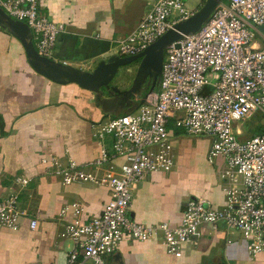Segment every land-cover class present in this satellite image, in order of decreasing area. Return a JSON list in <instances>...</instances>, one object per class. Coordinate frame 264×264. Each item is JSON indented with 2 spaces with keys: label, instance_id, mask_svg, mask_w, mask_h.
<instances>
[{
  "label": "crops",
  "instance_id": "crops-1",
  "mask_svg": "<svg viewBox=\"0 0 264 264\" xmlns=\"http://www.w3.org/2000/svg\"><path fill=\"white\" fill-rule=\"evenodd\" d=\"M155 1L44 0L39 14L65 25L47 59L37 57L32 29L0 10V200L18 193L27 213L18 230L0 227V264H67L74 242L59 233L76 217L73 204L82 206L79 218L85 222L103 211L108 186L64 184L46 173L42 158L88 164L101 149L98 124L137 111L148 93L160 89L166 47L153 53L154 66L141 56L94 76L100 65L126 57L116 52V42L136 29ZM205 1L190 0L199 9ZM256 35L257 45L264 44V25ZM168 128L172 169L149 173L132 191L129 214L143 223L179 225L193 199L216 208L225 204L218 174L222 159H208L211 139L187 134L174 120ZM238 131L246 132L242 122ZM19 177L28 178V184ZM31 218L38 220L34 230ZM181 252L170 253L156 239L135 241L121 244L106 264H264V253L250 256L242 233L224 221L202 223Z\"/></svg>",
  "mask_w": 264,
  "mask_h": 264
},
{
  "label": "built area",
  "instance_id": "built-area-1",
  "mask_svg": "<svg viewBox=\"0 0 264 264\" xmlns=\"http://www.w3.org/2000/svg\"><path fill=\"white\" fill-rule=\"evenodd\" d=\"M43 1L0 0V9L24 21L34 32L38 54L52 57L65 25L39 14ZM198 9L190 0H156L136 29L116 42V52H142ZM262 25L264 0L221 2L197 31L166 46L159 90L148 93L137 111L98 124L101 149L95 159L83 164L54 155L42 158L46 173L64 184L91 182L110 188L103 211L89 221L80 220L82 206L73 204L76 217L59 233L74 242L67 264H106L121 244L151 239L180 256L181 245L194 239L202 223L221 221L242 233L250 256L264 253V130L240 139L246 133L236 129L237 122L257 110L264 117V44L255 39ZM170 120L189 135L211 139L208 159H222L218 174L225 204L216 208L193 199L179 225L143 223L129 214L132 191L149 173L172 169ZM18 181L26 185L29 179ZM26 215L18 193L0 200V227L18 230ZM37 226L38 220L31 218L30 228Z\"/></svg>",
  "mask_w": 264,
  "mask_h": 264
},
{
  "label": "water",
  "instance_id": "water-1",
  "mask_svg": "<svg viewBox=\"0 0 264 264\" xmlns=\"http://www.w3.org/2000/svg\"><path fill=\"white\" fill-rule=\"evenodd\" d=\"M218 1L219 0H206L204 5L193 16H191L190 18H188L183 22H179L175 24L174 28L169 29L164 35L159 37L156 41L150 44L142 52L136 55L122 57L120 59H117L116 61L107 63L105 65H100L94 72V76L97 75V73L102 72L103 70L105 71L112 70V72H114L118 66L126 64L141 56H146L150 65L154 66L157 62H156V56L153 53L158 49L163 50V48L166 47L168 44L180 39L183 36V34H189L197 31L208 20L211 13L213 12V9H215L214 7L216 2ZM183 24H185L188 27V29H193V28L196 29L193 30L192 32H188L184 29V27H182ZM176 46H179V44L176 43ZM35 52L37 57L42 59H47V57L39 55L37 50ZM92 77L93 76L90 75L88 79L89 78L92 79Z\"/></svg>",
  "mask_w": 264,
  "mask_h": 264
},
{
  "label": "rangeland",
  "instance_id": "rangeland-1",
  "mask_svg": "<svg viewBox=\"0 0 264 264\" xmlns=\"http://www.w3.org/2000/svg\"><path fill=\"white\" fill-rule=\"evenodd\" d=\"M223 1L224 2H227L228 0H219L218 2H216L214 8H216L217 6H219V4L221 2H223ZM182 27H184V29L186 31H188V32H192L193 30L196 29V28L188 29V27L185 24H183ZM256 36L258 37L259 35H256ZM241 122H242V124L244 125V127L246 129V132H245L246 134H244L243 136H240L239 137L240 139L247 138L248 136H251V135H254V134L263 132V130H264V117L262 116V113L259 110H257L256 112H254L252 114V116H250V117H248V118H246L244 120H241V121L237 122L236 129H238V127L241 124Z\"/></svg>",
  "mask_w": 264,
  "mask_h": 264
}]
</instances>
